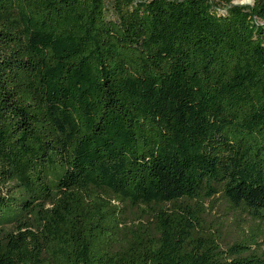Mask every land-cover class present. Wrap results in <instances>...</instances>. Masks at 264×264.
I'll list each match as a JSON object with an SVG mask.
<instances>
[{
    "label": "trees",
    "instance_id": "trees-1",
    "mask_svg": "<svg viewBox=\"0 0 264 264\" xmlns=\"http://www.w3.org/2000/svg\"><path fill=\"white\" fill-rule=\"evenodd\" d=\"M263 226L264 0H0V264H264Z\"/></svg>",
    "mask_w": 264,
    "mask_h": 264
},
{
    "label": "rangeland",
    "instance_id": "rangeland-1",
    "mask_svg": "<svg viewBox=\"0 0 264 264\" xmlns=\"http://www.w3.org/2000/svg\"><path fill=\"white\" fill-rule=\"evenodd\" d=\"M247 6H252L253 0H249ZM233 4L246 5L236 3L232 0ZM239 219L238 214L228 210L222 201L214 202L213 207L207 215V220L212 226L218 227L221 234V245L231 243L240 237L242 232H248L255 223L249 220L248 217L242 216ZM262 234L259 237L260 250H264V226L262 227Z\"/></svg>",
    "mask_w": 264,
    "mask_h": 264
},
{
    "label": "bare ground",
    "instance_id": "bare-ground-1",
    "mask_svg": "<svg viewBox=\"0 0 264 264\" xmlns=\"http://www.w3.org/2000/svg\"><path fill=\"white\" fill-rule=\"evenodd\" d=\"M236 3H239V4H246L249 3L250 1L249 0H235Z\"/></svg>",
    "mask_w": 264,
    "mask_h": 264
},
{
    "label": "water",
    "instance_id": "water-1",
    "mask_svg": "<svg viewBox=\"0 0 264 264\" xmlns=\"http://www.w3.org/2000/svg\"><path fill=\"white\" fill-rule=\"evenodd\" d=\"M232 5H236V4H233V3H232Z\"/></svg>",
    "mask_w": 264,
    "mask_h": 264
}]
</instances>
